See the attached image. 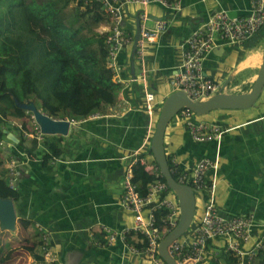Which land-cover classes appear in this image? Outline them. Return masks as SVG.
Masks as SVG:
<instances>
[{
    "label": "crops",
    "instance_id": "1",
    "mask_svg": "<svg viewBox=\"0 0 264 264\" xmlns=\"http://www.w3.org/2000/svg\"><path fill=\"white\" fill-rule=\"evenodd\" d=\"M70 1L75 6L74 12L79 11L76 18L81 21L77 25H85V36L97 37L108 33L112 26L109 15L101 10L82 14L86 8L79 6V2ZM250 7L251 0H177L176 9L157 3L147 6L129 3L122 12L123 25L134 37L138 19L145 12L148 26L164 18L169 27L159 40L145 45L144 68L134 55L133 46L121 53L119 74L113 75L108 84L109 87L117 84L116 103L86 118L62 117L80 122L75 124L74 131L70 128L66 135L49 133L41 142L30 137L20 138L16 130L11 131L9 127L4 129L18 141L8 138V134L0 139L6 142V148L0 155V175L6 171L9 156H16L21 163V175L15 185L19 199H13L16 227L23 225L32 231L37 225L41 226L51 236L52 252L56 256L53 264H153L141 253L146 243L140 241L132 230L135 225L133 213L121 203L125 170L138 160L157 164L153 154H149L151 137L162 105L173 92L171 80L179 71L184 45L192 31L220 10L242 16L248 15ZM261 32L264 29L239 44L216 38L213 49L204 59L205 74L218 84L214 94L243 95L253 88L262 63L264 37L259 38ZM93 47L96 48L97 44ZM133 77L137 79L132 81ZM147 91L155 95L151 113L146 106ZM195 119L220 124L229 135L222 145L217 142L199 143L193 140L184 122L174 117L165 131L167 157H170L172 167L175 163L181 168H190L203 158L217 159L218 168L208 173L209 182L215 175L212 202L224 216L254 215L252 237L246 244L250 248L264 231V86L259 98L249 107L214 109L196 115ZM258 122H263L262 131H258ZM52 135L63 136L64 151L61 156L44 161L42 150L46 146L43 143ZM213 144L216 148L208 150V146ZM163 177L161 173L162 181ZM163 182L167 189L160 193L157 203L148 204L144 216L149 217V208L154 210V215L157 210H167V216L162 218L164 225L172 210L166 204L159 206L158 202L168 200L177 207L171 214L176 227L180 219L179 197L166 180ZM195 198L196 210L191 228L174 240L192 238V231L199 224L205 206L211 202L208 190L200 193L198 207L197 195ZM104 227L118 232L129 230L127 236L131 235V239L142 246L137 247L120 238L109 243ZM162 229L166 231L167 227L164 225ZM210 242L209 263L229 264L224 258L228 251L225 241L217 238ZM230 253L237 258V262L231 263L238 264V257ZM262 254L250 264H264Z\"/></svg>",
    "mask_w": 264,
    "mask_h": 264
},
{
    "label": "built area",
    "instance_id": "2",
    "mask_svg": "<svg viewBox=\"0 0 264 264\" xmlns=\"http://www.w3.org/2000/svg\"><path fill=\"white\" fill-rule=\"evenodd\" d=\"M74 1L79 2V0ZM94 1L85 0L86 5H90V7L93 6ZM96 1L101 2L102 11L112 19V26L108 30L105 43L108 49L106 66L113 72L114 76L119 74V57L121 53L131 48L135 42L134 35L123 25V9L129 3H138L143 6L157 3L170 9H176L177 7V0ZM147 20L148 15L146 12L139 17L140 31L134 54L143 68L145 66V45L159 40L169 27L167 20L164 18L158 19L151 27L146 24ZM262 29H264V0H251L248 15L235 16L231 15L228 10L216 12L205 23L195 28L187 38L179 71L171 80L173 91L182 90L194 101L207 100L218 90V84L209 78L204 71V59L213 49L216 38L218 37L228 43L239 44L250 40ZM143 71L145 72V70ZM136 79V77H133L131 80L134 81ZM145 98L147 110L151 113L154 109L155 95L147 91ZM25 110L26 116L24 118L14 116L3 118V130L9 127L10 130H16L19 136L34 138L37 142L43 141L45 135L49 133H45L42 130L31 110ZM50 117L55 120H67L70 126L80 122L74 118ZM176 117L184 122L194 141L199 143L217 142L218 145L221 143L226 129L220 124L196 120L194 111L186 106L180 109ZM4 132L7 131L4 130ZM5 148L6 142L0 140V155H2ZM141 163L144 164L146 171L154 174L156 181L150 185L148 194L142 196L133 180L132 166L129 165L125 170L122 181L124 193L121 203L124 207L130 209L135 217V225L132 230H134L137 238L140 241H147L141 253L151 260L153 264H166L158 255V245L167 232L174 228V222L171 219L173 215L171 214L175 213L177 207L168 200L158 202L159 206L166 204L172 210V213L165 219L166 231L156 225L154 210L152 211L149 208L151 213L148 218H145V208H148V204L151 202L157 203L160 193L166 190L167 187L161 180V173L157 164L153 162L147 163L145 160H142ZM20 165L21 163L16 156H9L5 168L8 170L7 177L11 187H15L21 175ZM217 168V159L213 161L208 158L201 159L190 168H181L175 163L170 168L173 175H178L179 182L190 184L194 188L195 193H203L208 190L211 197V202L205 206L199 224L192 231V238L187 241L176 239L168 246L170 255L178 264H209L211 252L209 251L208 243L217 238L224 240L226 249L238 257V264H250L259 255V252L264 249V231L250 248L246 247L252 237V226L254 225V215L252 213L224 216L215 209V205L212 202L215 175L212 182H209L208 173ZM37 228L41 232V248L46 263L53 264L56 256L52 252L51 236L46 234L41 226L37 225ZM104 232L107 241L113 243L117 238L126 241L129 230L118 232L104 227ZM132 250L137 251L135 248H132Z\"/></svg>",
    "mask_w": 264,
    "mask_h": 264
},
{
    "label": "trees",
    "instance_id": "3",
    "mask_svg": "<svg viewBox=\"0 0 264 264\" xmlns=\"http://www.w3.org/2000/svg\"><path fill=\"white\" fill-rule=\"evenodd\" d=\"M64 0H25L27 13L34 19L43 22L45 28L57 40L68 43L64 53L66 62L73 67L72 73L65 74V67L60 65L55 68L54 61L46 60L48 65L44 70H38L31 64V49L14 38L4 33V21L0 18V139L6 137L3 130L5 117L24 118L26 110L19 104H29L32 100L39 101L41 109L53 117H77L78 119L97 112L104 111L108 106L114 105L117 98V84L109 87L113 72L107 68L106 61L108 49L105 43L107 34L85 36V25H77L79 18L66 21L60 9ZM79 6H85L82 14L103 10L101 2L94 1L93 6L86 5L85 0H79ZM97 44V47L93 46ZM54 50V51H53ZM52 54L56 51L53 49ZM12 78L11 81L8 77ZM13 81V82H12ZM21 138V136H19ZM44 141L45 149L42 150L44 161L61 156L64 151L62 146L63 136L52 135ZM149 154L152 155L151 149ZM172 167L171 159L168 157ZM134 182L142 196L149 192V186L156 179L146 171L144 164L138 160L133 164ZM5 172V173H4ZM0 175V196L3 198L19 199L17 187H11L8 182V170ZM178 180V175H173ZM163 181L165 178L163 177ZM164 196V195H163ZM168 211L157 210L156 225L163 228L162 218ZM163 225V226H162ZM127 243L142 245L127 236ZM147 241H145L146 243ZM211 246L209 241L208 247ZM264 250L260 252L263 255ZM259 254V255H260ZM224 258L232 264L236 258L227 251ZM39 262L43 256H37ZM232 262V263H231Z\"/></svg>",
    "mask_w": 264,
    "mask_h": 264
},
{
    "label": "water",
    "instance_id": "4",
    "mask_svg": "<svg viewBox=\"0 0 264 264\" xmlns=\"http://www.w3.org/2000/svg\"><path fill=\"white\" fill-rule=\"evenodd\" d=\"M140 25L138 22L135 42L133 44V52L135 53L137 40L139 38ZM134 65H132V70ZM226 84L222 86L221 91ZM264 86V48L262 54V63L260 65L258 75L255 78L253 88L246 94H232L228 95L224 92H218L207 100L194 101L191 100L182 90L173 91L165 99L159 117L157 119L154 133L151 137L150 149L153 157L160 167V171L164 176L167 185L172 189L180 201V219L177 226L170 231L164 239L159 243V255L165 260L167 264H178L177 261L170 255L168 246L173 240L182 235L192 223L195 208L196 198L195 190L191 185L183 184L177 181L170 171L168 157L165 151V131L168 123L184 106L194 111L196 115L208 113L214 109L219 108H246L251 106L260 96ZM240 99L241 102H234ZM25 109H29L34 113L36 121L41 126L45 133L66 135L69 132L70 125L67 120H55L49 115L41 112L35 103L19 104ZM8 138L18 141L12 133H8ZM16 209L13 198H3L0 196V225L8 230L16 228Z\"/></svg>",
    "mask_w": 264,
    "mask_h": 264
},
{
    "label": "rangeland",
    "instance_id": "5",
    "mask_svg": "<svg viewBox=\"0 0 264 264\" xmlns=\"http://www.w3.org/2000/svg\"><path fill=\"white\" fill-rule=\"evenodd\" d=\"M24 3L25 0H0V18L3 19L5 24L4 33L18 38L20 42L31 49V64L33 68L44 70L48 66L45 63L46 60L48 62L51 59L54 61L55 68L62 65V67H65V74L68 72L70 75L73 67L64 58L68 43L64 40L55 39L48 29L45 28L42 21L32 18L27 13ZM74 7L70 0H64L60 3V9L66 21L75 20L76 15L79 14V11L74 12ZM80 21L79 19L78 22ZM263 37L264 32H261V37L259 38ZM55 48L56 51L52 54ZM8 80H12L11 76L8 77ZM31 103H35L37 108H41L39 101L34 102L32 100ZM262 123H256V125H260L258 131H262ZM76 127L75 124L71 125V131H74ZM15 133L17 134L16 131ZM228 135V132L224 134L221 145ZM215 148V144L208 146V150ZM196 195L198 207L200 193H195ZM41 242V233L37 228L30 231L23 225H17L14 230H8L0 225V264H38L40 262L36 259L37 256H43L42 262L47 264L42 252Z\"/></svg>",
    "mask_w": 264,
    "mask_h": 264
},
{
    "label": "clouds",
    "instance_id": "6",
    "mask_svg": "<svg viewBox=\"0 0 264 264\" xmlns=\"http://www.w3.org/2000/svg\"><path fill=\"white\" fill-rule=\"evenodd\" d=\"M138 22H139V19H138ZM38 109H39V108H38ZM39 110H40V109H39ZM40 111H41V110H40ZM41 112H42V111H41ZM43 113H44V112H43ZM45 114H46V113H45ZM48 115H49V114H48ZM50 116H51V115H50ZM176 116H177V115H176ZM176 116H175V117H176ZM55 118H57V117H55ZM12 130H13V129H11V131H12ZM69 130H70V129H69ZM10 133H11V132H10ZM6 134H8V132H6ZM157 165H158V163H157ZM158 167H159V165H158ZM132 170H133V169H132ZM159 170H160V167H159ZM177 181H178V180H177ZM178 182H179V181H178ZM180 183H181V182H180ZM183 184H186V183H183ZM188 185H190V184H188ZM189 227H190V226H189ZM159 228H160V227H159ZM174 228H175V227H174ZM174 228H173V229H174ZM173 229H172V230H173ZM172 230H171V231H172ZM165 236H166V235H165ZM164 238H165V237H164ZM164 238H162V239H164ZM162 239H161V240H162ZM161 240H160V241H161ZM160 241H159V243H160ZM106 242H107V241H106ZM158 247H159V245H158ZM263 250H264V249H263ZM261 251H262V250H261ZM261 251H260V252H261ZM260 252H259V254H260ZM158 255H159V251H158ZM159 256H160V255H159ZM258 256H259V255H258ZM160 257H161V256H160ZM161 258H162V257H161ZM162 259H163V258H162ZM163 260H164V259H163ZM164 261H165V260H164ZM209 261H210V260H209ZM236 262H237V258H236ZM166 264H167V263H166ZM209 264H210V263H209Z\"/></svg>",
    "mask_w": 264,
    "mask_h": 264
}]
</instances>
